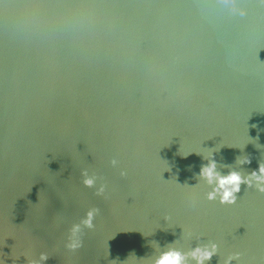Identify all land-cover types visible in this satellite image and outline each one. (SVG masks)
I'll list each match as a JSON object with an SVG mask.
<instances>
[{
  "label": "water",
  "instance_id": "95a60500",
  "mask_svg": "<svg viewBox=\"0 0 264 264\" xmlns=\"http://www.w3.org/2000/svg\"><path fill=\"white\" fill-rule=\"evenodd\" d=\"M209 152L221 174L264 159L261 0H0V264H151L211 243L206 264H264V193L208 201Z\"/></svg>",
  "mask_w": 264,
  "mask_h": 264
},
{
  "label": "clouds",
  "instance_id": "9594fccd",
  "mask_svg": "<svg viewBox=\"0 0 264 264\" xmlns=\"http://www.w3.org/2000/svg\"><path fill=\"white\" fill-rule=\"evenodd\" d=\"M236 0H231V3L235 4ZM264 3V0H261ZM246 14L245 9L239 10V15L244 16ZM198 154V153H197ZM199 155V154H198ZM205 159L204 157H202ZM207 163L202 164L197 175V179L204 180L209 186L210 191L206 193V199L208 201L218 200L221 205H233L237 200V194L241 190V185L247 188H255L258 192L264 193V159L258 162V168L252 170L246 174H241L240 171L232 170L231 165H224L229 170L227 174H221L217 170V162L213 158V153L209 152L206 157ZM239 165H247L251 163L249 156H244L242 158H237L235 161ZM112 166H116L118 161L112 159L110 161ZM120 175L123 177L126 175L124 170L120 171ZM83 177L82 183L85 187L92 188L95 186V178L88 175L86 170L81 172ZM105 185L100 184L96 188L95 194L97 196H102L105 193ZM194 187V186H193ZM99 209L94 207L89 209L84 218L81 220L86 228H94L93 220L98 214ZM80 225H73L70 229V235L65 247L70 251H75L81 247V235ZM167 250L162 251L158 256L152 259L151 264H188L189 261L194 262V264H206V262L211 261V259L217 253V245L215 243L196 245L190 248L186 252L181 250L166 246ZM49 257L45 253H40L39 259H28L27 264H40L41 261H46ZM241 258L240 252H234L229 254L223 261V264H232L233 261L239 262Z\"/></svg>",
  "mask_w": 264,
  "mask_h": 264
}]
</instances>
